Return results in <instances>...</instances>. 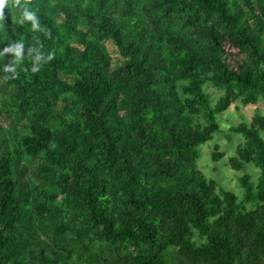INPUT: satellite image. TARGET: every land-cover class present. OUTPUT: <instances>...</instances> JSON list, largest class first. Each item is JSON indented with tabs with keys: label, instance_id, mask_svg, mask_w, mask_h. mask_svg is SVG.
Wrapping results in <instances>:
<instances>
[{
	"label": "trees",
	"instance_id": "1",
	"mask_svg": "<svg viewBox=\"0 0 264 264\" xmlns=\"http://www.w3.org/2000/svg\"><path fill=\"white\" fill-rule=\"evenodd\" d=\"M21 3L42 31L4 9L25 58L0 57V264H264V114L230 127L229 163L260 168L242 195L198 163L219 113L264 99V0Z\"/></svg>",
	"mask_w": 264,
	"mask_h": 264
},
{
	"label": "rangeland",
	"instance_id": "2",
	"mask_svg": "<svg viewBox=\"0 0 264 264\" xmlns=\"http://www.w3.org/2000/svg\"><path fill=\"white\" fill-rule=\"evenodd\" d=\"M208 91L212 95L215 103L224 93L223 90L210 85ZM264 114V99L261 98L258 103L244 105L240 102L234 103L226 111L217 115L221 130L217 132L213 139L207 141L200 147L199 167L211 178H215L219 184L226 188L234 190L242 195L243 187L240 183V177L249 172L253 175V179H257L260 174V168L249 163L244 169H234L229 163V158L237 154L238 145L245 140L244 136L239 133L229 138L230 127L237 125L243 121L252 122L256 114ZM221 152L223 156L219 160H215L214 152Z\"/></svg>",
	"mask_w": 264,
	"mask_h": 264
},
{
	"label": "clouds",
	"instance_id": "3",
	"mask_svg": "<svg viewBox=\"0 0 264 264\" xmlns=\"http://www.w3.org/2000/svg\"><path fill=\"white\" fill-rule=\"evenodd\" d=\"M5 8H15L20 10L18 22L20 24L30 23L33 32L42 31L41 24L37 13L30 9L28 5L22 4L21 0H0V27H3V22L6 19L4 14ZM44 46L39 40L36 41V46L28 47L27 55L32 58V72L40 70L41 66L53 59V53L45 52ZM8 53L14 54V64L19 65L25 58V44L23 41H18L10 46L5 47L0 51V57L7 55ZM5 73H12L16 75V67L13 65L5 64L3 67Z\"/></svg>",
	"mask_w": 264,
	"mask_h": 264
}]
</instances>
